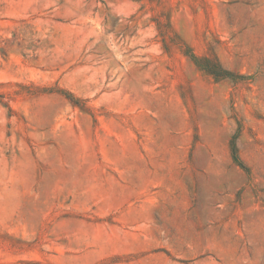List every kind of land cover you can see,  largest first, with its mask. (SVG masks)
I'll use <instances>...</instances> for the list:
<instances>
[{"label": "rangeland", "instance_id": "374dc122", "mask_svg": "<svg viewBox=\"0 0 264 264\" xmlns=\"http://www.w3.org/2000/svg\"><path fill=\"white\" fill-rule=\"evenodd\" d=\"M0 264H264V0H0Z\"/></svg>", "mask_w": 264, "mask_h": 264}]
</instances>
